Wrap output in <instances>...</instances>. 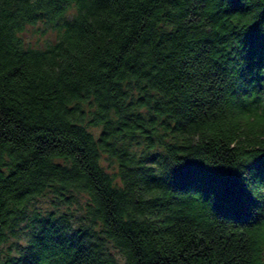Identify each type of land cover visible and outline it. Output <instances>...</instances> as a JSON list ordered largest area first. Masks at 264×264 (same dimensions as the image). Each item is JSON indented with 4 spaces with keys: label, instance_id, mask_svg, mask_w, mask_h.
Segmentation results:
<instances>
[{
    "label": "trees",
    "instance_id": "16d2710c",
    "mask_svg": "<svg viewBox=\"0 0 264 264\" xmlns=\"http://www.w3.org/2000/svg\"><path fill=\"white\" fill-rule=\"evenodd\" d=\"M0 264H264V0H0Z\"/></svg>",
    "mask_w": 264,
    "mask_h": 264
},
{
    "label": "rangeland",
    "instance_id": "374dc122",
    "mask_svg": "<svg viewBox=\"0 0 264 264\" xmlns=\"http://www.w3.org/2000/svg\"><path fill=\"white\" fill-rule=\"evenodd\" d=\"M24 37L29 42L33 43L34 45H44L48 40H51L55 37V31L45 26L41 21L35 25H29L28 28L23 32ZM95 131H98V127H93ZM108 160L105 159V163L107 164ZM110 169L113 170L115 166L109 161ZM109 166V164H108ZM87 196L85 194H80L79 196H75L72 203L70 204H60L59 206L63 209H68L70 212L73 213V221L75 225H79L86 221L85 218V211H84V204ZM35 204L42 208L43 210H47L53 208L55 206V200L53 199L52 194H46L40 196L36 201ZM25 241V236L17 237L13 235L11 240ZM14 242V241H13ZM9 244V242H8ZM9 246H12L11 244ZM117 257L120 261H124V255L118 248L111 246Z\"/></svg>",
    "mask_w": 264,
    "mask_h": 264
}]
</instances>
